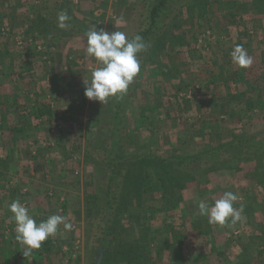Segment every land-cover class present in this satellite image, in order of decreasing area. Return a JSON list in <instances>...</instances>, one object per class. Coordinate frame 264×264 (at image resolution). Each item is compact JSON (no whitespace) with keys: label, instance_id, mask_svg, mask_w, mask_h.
I'll list each match as a JSON object with an SVG mask.
<instances>
[{"label":"rangeland","instance_id":"1","mask_svg":"<svg viewBox=\"0 0 264 264\" xmlns=\"http://www.w3.org/2000/svg\"><path fill=\"white\" fill-rule=\"evenodd\" d=\"M10 1L0 5V100L13 103L18 95V108L31 112L42 102L50 108L42 122L31 119L22 132L6 127L0 136V264H38V254L39 264H94L103 211L100 207L92 215L91 200L105 186L106 163L102 145L93 149L91 138L98 120L99 128L109 127L111 97L102 104L84 95V82L97 66L84 51V34L95 25L129 38L142 23L145 0H26L30 8ZM166 9L156 50L152 37L138 53L141 71L125 94L121 134L171 157L207 153L233 138L248 141L241 153L222 148L217 158L202 157L194 178L181 174L189 165H172L170 173L181 175L170 192L178 202L151 222L154 229L163 227L151 233L157 242H152L151 264H264V0H172ZM61 10L70 17L67 29L57 27ZM32 21L37 30L28 31ZM238 44L252 58L247 68L231 60ZM229 94L241 101L226 111L221 97L236 98ZM16 119L13 113L8 117L12 127L23 123ZM29 162L38 166V174ZM225 191L237 195L233 207L243 206L241 219L230 227L210 225L197 214V202L212 204ZM13 200L26 205L37 222L56 214L73 228L64 232L60 225L49 238V251L43 243L24 257L9 220ZM129 200L137 201L133 195ZM159 202L154 196V206ZM127 214L117 224L115 243L131 241L134 223L126 221ZM100 264H113L103 250Z\"/></svg>","mask_w":264,"mask_h":264},{"label":"trees","instance_id":"2","mask_svg":"<svg viewBox=\"0 0 264 264\" xmlns=\"http://www.w3.org/2000/svg\"><path fill=\"white\" fill-rule=\"evenodd\" d=\"M2 1V4L4 3V5H7L8 0ZM12 1L14 2V0ZM171 1L172 0L144 1V8L141 13L142 23L134 35L139 34L144 42H148L153 37L155 42L153 43V47H151L152 51L155 46L160 43V40L163 37L162 35H159L158 32L162 27V17L167 10L166 5ZM27 2L28 1L26 0H22L23 4L27 5ZM254 8L256 7L254 6ZM51 19H53L54 22V17H51ZM37 24L38 23L32 21L28 31L37 30ZM154 53L155 51L153 54ZM1 60L2 59H0V62ZM181 90H183L182 86H179L177 91L179 92ZM176 95L177 92H175V96ZM228 96L231 99L236 98L235 100L230 101L229 99L221 97L224 102L221 106L226 111H229L227 109L229 105L234 106L235 103L237 104L241 101L240 97L233 94H229ZM178 97L179 96H177V98ZM14 98L16 102L11 103L7 97H4V99L3 96L1 97L0 136L4 133L3 131L6 130V127L8 131L16 129L18 132H22L25 126H30L32 122L36 124V120L42 116L44 117L48 115V110L50 108L49 104L42 102V104H38L36 108L31 107L32 111L30 112L27 108H18L17 101L19 100V96L16 95ZM177 98L175 97L176 101ZM124 100L125 94L122 97H111V101L107 103V115L105 118L107 122H109V127L105 130L104 127L99 128L101 125L98 120V127H96V131L92 134L93 139L91 138V143L93 149H97V147L99 148L102 145V160L106 163V172L104 174V180H106L105 186L103 189L96 190L95 194H93L94 199L92 198L93 200H91V202L94 203L92 215H96L101 210L103 211V214L101 215L102 231L99 242L106 260L107 258L109 260L110 256L113 264H151L152 253L156 250L152 248V246H155L153 243H157L156 241L154 242L155 237L151 233L163 231L162 226L154 229L152 223L159 215L162 216V214L164 215V212L167 213L172 210V208L175 207V203L178 202L176 196L174 194L171 195L170 192L172 191L171 187L175 185L176 180L181 179V175L178 178L177 175L170 173V169H174L172 165L174 164L178 166L179 164L184 163L189 165L190 167H183L184 169H182L183 172L181 171V174L188 176L187 178H194V173L199 169V161L202 157L205 155H211V157L214 156L217 158L222 148H234L241 153L243 151V145L248 139L246 137L233 138L222 144L220 147L213 148L207 153L199 152L194 155H186L182 157L162 156L161 154H158L155 149L144 145L145 143H142L137 139L129 141L121 134V110ZM245 107L249 112L252 110L250 104H245ZM196 109V113L198 114L200 108ZM12 113L17 117L15 123L19 124L23 122L21 125L12 127L10 120H8V117H10ZM30 115L34 116L30 117ZM141 115L143 121L145 117L144 109L143 112H141ZM25 119L27 122L24 121ZM31 119L32 122L29 121ZM140 125H142V123ZM147 138L151 142L154 141L151 136H147ZM130 146L133 147V149H131L132 151L129 149ZM89 158L91 161H94L95 159V157L93 158L92 156L88 157V159ZM28 165L32 167L34 173L38 174V166H35L31 162H29ZM155 169H159L160 172ZM177 171L180 172L179 169H177ZM132 195L137 200L136 202L129 200V197ZM154 196L159 197V207L154 206L153 204ZM99 198H102L103 206L98 205L97 199ZM130 206H133L135 209L137 208L136 212H134V210L129 211L131 209ZM100 207L101 210L99 209ZM126 213H128L126 221L129 224L134 223L132 227V238L134 237V240L132 241L131 238V241H126L124 238L120 239V242L118 241L115 243L118 239V236L116 235L117 239L114 240L117 224H119L121 220H124V214ZM164 229L172 230L174 228L167 226ZM43 243L44 250L46 252L49 251L50 240L47 239ZM211 249H213V245L210 247V250ZM259 253H261V251H259Z\"/></svg>","mask_w":264,"mask_h":264},{"label":"clouds","instance_id":"3","mask_svg":"<svg viewBox=\"0 0 264 264\" xmlns=\"http://www.w3.org/2000/svg\"><path fill=\"white\" fill-rule=\"evenodd\" d=\"M69 20L67 12L61 10L57 14V27L69 28L70 25L67 23ZM84 37V51L97 65L91 70L88 81L84 82L85 97L102 104L110 97H122L141 71L138 53L147 47L143 38L139 34L128 38L124 32L97 29L95 25L85 32ZM230 57L239 68H247L252 64L251 56L239 44L230 52ZM237 200V195L231 191H225L212 204L198 200L197 214L206 216L210 225L230 227L241 219L243 212V206L238 209L233 207ZM8 207L11 213L9 220L14 222L15 239L22 246L24 257L30 256L44 241L55 236L60 225H63L64 232L73 228L66 217L56 214L37 222L29 208L19 200H13Z\"/></svg>","mask_w":264,"mask_h":264},{"label":"crops","instance_id":"4","mask_svg":"<svg viewBox=\"0 0 264 264\" xmlns=\"http://www.w3.org/2000/svg\"><path fill=\"white\" fill-rule=\"evenodd\" d=\"M16 1H17V0H14V2H16ZM18 1L22 3V0H18ZM0 5H3V4H2V1H1ZM24 5H25V4L22 3V4H19V5L16 4L15 6H16L17 8H25ZM30 7H31L30 4H27V5H26V8H30ZM38 120H40V118H39ZM39 122H42V119H41ZM6 143H7V142L4 141V144H5V145H6ZM5 145H3V146H4L6 149H8V146H5ZM3 146H2V147H3ZM2 153H3V152H2ZM5 155H6V154H3L4 157H5ZM32 173H34V171H33ZM0 185H1V184H0ZM1 187H2V185H1ZM40 257H42V256H40V255L38 254V264H39V261L41 262V260H42V258H41V260H40ZM42 264H43V263H42Z\"/></svg>","mask_w":264,"mask_h":264},{"label":"water","instance_id":"5","mask_svg":"<svg viewBox=\"0 0 264 264\" xmlns=\"http://www.w3.org/2000/svg\"><path fill=\"white\" fill-rule=\"evenodd\" d=\"M101 253H102V250H100V253L98 254L94 264H100V262H101Z\"/></svg>","mask_w":264,"mask_h":264},{"label":"built area","instance_id":"6","mask_svg":"<svg viewBox=\"0 0 264 264\" xmlns=\"http://www.w3.org/2000/svg\"><path fill=\"white\" fill-rule=\"evenodd\" d=\"M52 106H53V105H52ZM49 132H50V133L55 132V127H50V128H49ZM48 195H49V196H53V192H52V191H49V192H48Z\"/></svg>","mask_w":264,"mask_h":264}]
</instances>
